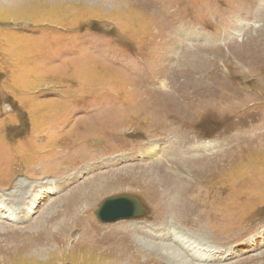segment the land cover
Wrapping results in <instances>:
<instances>
[{
	"label": "rangeland",
	"instance_id": "rangeland-1",
	"mask_svg": "<svg viewBox=\"0 0 264 264\" xmlns=\"http://www.w3.org/2000/svg\"><path fill=\"white\" fill-rule=\"evenodd\" d=\"M136 240L264 264V0H0V264L164 262Z\"/></svg>",
	"mask_w": 264,
	"mask_h": 264
},
{
	"label": "bare ground",
	"instance_id": "bare-ground-1",
	"mask_svg": "<svg viewBox=\"0 0 264 264\" xmlns=\"http://www.w3.org/2000/svg\"><path fill=\"white\" fill-rule=\"evenodd\" d=\"M215 63V62H214ZM213 63V64H214ZM117 102V101H116ZM121 107H122V105H121ZM117 108H119V107H117ZM122 109V108H121ZM114 124V123H113ZM82 149H84V148H82ZM86 150V149H85ZM178 177V176H177ZM179 178V177H178ZM180 182V181H179ZM171 187V186H170ZM177 189V188H176ZM173 190V189H172ZM177 191V190H176ZM176 191H175V193H176ZM174 193V192H173ZM171 195V194H170ZM202 198V197H201ZM207 199H208V197H207ZM207 199H205L203 202H207L206 200ZM210 199V198H209ZM203 200V199H202ZM139 201V200H138ZM140 202V201H139ZM141 204V203H140ZM142 206V205H141ZM142 208H143V206H142ZM77 208L75 207L74 208V211L72 212V213H70V215H69V217L70 216H73L74 218H76L75 220H78L79 218H80V216H82L81 215V210H79V209H81V207L80 208H78L77 210H76ZM192 210L191 209H189V212H191ZM68 215V214H67ZM197 215V214H196ZM195 215V216H196ZM66 217V216H65ZM199 217H200V215H199ZM197 218V217H196ZM195 218V219H196ZM189 219L190 220H193V221H198L199 219H196V220H194L193 218H192V216H190L189 217ZM76 229H77V227H76ZM73 231H75V230H73ZM106 232V231H105ZM103 233V234H101V233H97V232H95V233H93V234H91L92 236V240H94L95 242L96 241H107L108 240V237H107V235H106V233ZM110 240V239H109ZM67 241V243H68V240H66ZM184 242H186V241H183V243ZM135 244V246H137V247H139L140 248V246L141 245H143V246H147V251L146 252H144L143 250H141V249H139V248H137L139 251H141V253L142 252H144L145 254V256H148L149 255V257H150V254H156L158 257H160V259L161 260H163L166 264H194L193 262H191L190 260L192 259L193 260V258L195 257H203V255H204V253H203V251L202 250H204L203 248H202V246H200L199 244H193L192 246L191 245H189V244H184L183 246H185V247H187L188 249L187 250H190L191 251V254H187V256H190L191 258L188 260L187 259V257H186V254H184V253H180V252H178V251H176L172 246H170V245H164V244H154V243H149V242H146V241H141V240H136L135 242H133L132 241V244ZM131 244V245H132ZM119 247V246H118ZM116 248V247H115ZM101 250V249H100ZM119 250H120V248H119ZM34 251L35 250H33V253H34ZM121 251V250H120ZM123 251V250H122ZM127 251V250H126ZM130 251V250H129ZM186 252V251H185ZM135 253V252H134ZM113 255V254H112ZM128 255V254H127ZM59 257V256H58ZM134 257V256H133ZM133 257H131V258H133ZM117 258V257H116ZM148 258V257H147ZM147 258H144L145 260L144 261H142V259L141 260H138V258L135 256V262L134 263H136V261H137V264H150L149 262H146V260H147ZM158 259V258H157ZM149 260V259H148ZM117 261H118V259H117ZM116 261V259H114L113 260V262L114 263H116L117 262ZM130 261H132V260H130ZM164 262H162V263H164ZM161 263V264H162ZM131 264V263H130ZM132 264H133V262H132ZM152 264V263H151ZM197 264V263H196Z\"/></svg>",
	"mask_w": 264,
	"mask_h": 264
},
{
	"label": "water",
	"instance_id": "water-1",
	"mask_svg": "<svg viewBox=\"0 0 264 264\" xmlns=\"http://www.w3.org/2000/svg\"><path fill=\"white\" fill-rule=\"evenodd\" d=\"M94 215L102 223H112L141 217L144 215V209L135 197L120 195L102 200Z\"/></svg>",
	"mask_w": 264,
	"mask_h": 264
},
{
	"label": "crops",
	"instance_id": "crops-1",
	"mask_svg": "<svg viewBox=\"0 0 264 264\" xmlns=\"http://www.w3.org/2000/svg\"><path fill=\"white\" fill-rule=\"evenodd\" d=\"M35 253H37V252H35Z\"/></svg>",
	"mask_w": 264,
	"mask_h": 264
}]
</instances>
